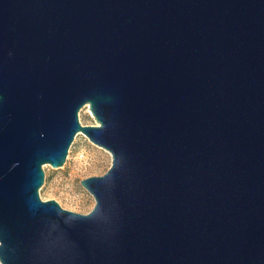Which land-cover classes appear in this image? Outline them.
<instances>
[{
    "label": "water",
    "instance_id": "obj_1",
    "mask_svg": "<svg viewBox=\"0 0 264 264\" xmlns=\"http://www.w3.org/2000/svg\"><path fill=\"white\" fill-rule=\"evenodd\" d=\"M0 264H264V0H0Z\"/></svg>",
    "mask_w": 264,
    "mask_h": 264
},
{
    "label": "rangeland",
    "instance_id": "obj_2",
    "mask_svg": "<svg viewBox=\"0 0 264 264\" xmlns=\"http://www.w3.org/2000/svg\"><path fill=\"white\" fill-rule=\"evenodd\" d=\"M78 119L82 125L96 124L88 105L80 109ZM110 163L108 151L78 132L62 166L53 168L49 164L43 165L44 182L39 196L43 201L52 199L64 209L86 214L92 209L94 199L81 186L80 180L104 174Z\"/></svg>",
    "mask_w": 264,
    "mask_h": 264
}]
</instances>
